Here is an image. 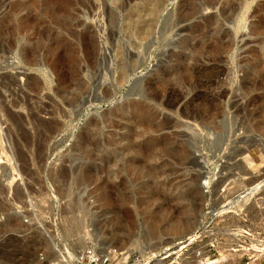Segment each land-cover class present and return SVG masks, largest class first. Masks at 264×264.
Masks as SVG:
<instances>
[{"label":"rangeland","instance_id":"1","mask_svg":"<svg viewBox=\"0 0 264 264\" xmlns=\"http://www.w3.org/2000/svg\"><path fill=\"white\" fill-rule=\"evenodd\" d=\"M186 1L0 0V264L153 251L210 210L246 214L232 260L264 242V0Z\"/></svg>","mask_w":264,"mask_h":264},{"label":"built area","instance_id":"2","mask_svg":"<svg viewBox=\"0 0 264 264\" xmlns=\"http://www.w3.org/2000/svg\"><path fill=\"white\" fill-rule=\"evenodd\" d=\"M209 213L212 211L202 214L197 227L190 234L153 251L135 250L128 253L113 250L105 255L99 254L91 246L86 250L85 257L88 264H264V242L253 246L244 239L237 248L242 252L236 260L230 257L236 250L227 252L223 245L233 237L247 238L246 229L228 222L230 218L242 219L246 214Z\"/></svg>","mask_w":264,"mask_h":264},{"label":"bare ground","instance_id":"3","mask_svg":"<svg viewBox=\"0 0 264 264\" xmlns=\"http://www.w3.org/2000/svg\"><path fill=\"white\" fill-rule=\"evenodd\" d=\"M145 1V0H144ZM150 1H152V3L150 2V4H151V13H149V14H151V16H152V18L153 17H156L157 16V14L159 13L158 12V10H157V1L158 0H156L155 2H154V0H150ZM183 1V0H182ZM201 1V0H200ZM204 1V0H203ZM227 1V0H226ZM231 1V0H230ZM230 1H228V3L230 2ZM237 0H232V2H236ZM241 1V0H240ZM202 2V1H201ZM221 2H223V0H205V6H207V7H214L215 6V4H217V3H221ZM232 2H230V3H232ZM245 2V1H244ZM20 3H23V2H20ZM19 3V4H20ZM159 3V2H158ZM160 3H161V1H160ZM204 3V2H203ZM226 2L224 1V4H225ZM239 3H242V2H239ZM182 4V3H181ZM227 4V3H226ZM24 5V4H23ZM160 5V4H159ZM220 5V4H219ZM221 5H223V4H221ZM235 5V4H234ZM238 5V4H237ZM17 5H15V7H16ZM148 6V5H147ZM164 6V5H163ZM182 6V5H181ZM202 6H203V4H202ZM201 6V7H202ZM227 6V5H226ZM19 9L21 8V7H19V5L17 6ZM228 7V6H227ZM149 8V7H148ZM199 8H200V5L197 3V0H187L186 1V3L184 4V6H183V10H182V13H181V11H180V16H178V17H180L182 20L183 19H186V18H189V17H191L190 15H194L198 10H199ZM199 11H201V10H199ZM162 14V13H161ZM149 16V15H148ZM158 16H159V14H158ZM209 16V15H208ZM150 17V16H149ZM151 18V19H152ZM179 18V19H180ZM205 18H206V16H205ZM216 18V17H215ZM146 19V18H145ZM155 19H157V18H155ZM217 19V18H216ZM216 19H214V17H213V15L211 16H209L207 19H204V20H207V22H206V24H205V26H207L208 27V32H207V34H206V32L204 31V28L202 29L203 31H202V33L200 34V40L201 41H204V37L206 38V36H208V37H210V42H211V44L213 43H215L216 45L218 44V43H220V41H222V37L220 36V34H221V32H219L218 31V29H216V28H214V25L215 26H217V24L216 23H218L217 21L215 22V20ZM219 19V18H218ZM155 20L153 19V22H154ZM175 21H177V20H175ZM147 22V21H146ZM156 22V21H155ZM182 22V21H181ZM204 23V22H203ZM219 25V24H218ZM156 26V25H155ZM217 28H220V27H217ZM152 29V28H151ZM150 29V30H151ZM206 30V29H205ZM220 30V29H219ZM201 31V30H200ZM225 31V30H224ZM191 32V31H190ZM193 33V32H192ZM224 33V32H223ZM227 33H228V31H227ZM227 33H224V35L226 34L227 35ZM198 34V35H199ZM225 35V36H226ZM228 36V35H227ZM226 36V37H227ZM194 37H195V35H194ZM200 41V42H201ZM209 44V43H208ZM212 44V45H213ZM215 45V46H216ZM223 45V44H222ZM219 46V45H218ZM215 51V50H214ZM212 52V51H211ZM213 53V52H212ZM192 54V53H191ZM204 55V54H203ZM212 55L214 56V59H213V57H212ZM212 55H209V56H211L212 57V59L211 60H208L207 62H205V63H210L211 65L214 63L215 64V62L214 61H218L220 58L218 57L220 54H218V56L216 55H214V54H212ZM190 56V55H189ZM205 57V56H204ZM211 57H209V58H211ZM208 58V57H207ZM200 60V59H199ZM205 60H206V58H205ZM205 60H200L201 62H203V61H205ZM223 61V60H222ZM187 62V61H186ZM200 62V63H201ZM189 63V62H188ZM186 65V64H185ZM201 65H202V63H201ZM207 66H209V64L207 65ZM219 66V65H218ZM197 67V66H196ZM203 67V66H202ZM167 75V74H166ZM185 76L187 75H190V71H189V73L187 74H184ZM191 75H192V72H191ZM189 76V77H192V76ZM165 76V75H164ZM181 76V75H180ZM167 76H165V77H162V78H166ZM183 78V77H182ZM193 78V77H192ZM167 79V78H166ZM169 79V78H168ZM188 77L186 78L185 77V79H181V81L180 82H178L179 84H177V85H179V86H181V87H183L184 89L185 88H188L187 87V85H189L188 83H190V79H189V82H188ZM164 80V79H163ZM188 82V83H187ZM163 84V83H162ZM166 84V83H165ZM169 85V84H168ZM176 85V84H175ZM178 86V87H179ZM190 86V85H189ZM194 86V85H193ZM165 87V86H164ZM169 87V86H168ZM180 87V88H181ZM173 88H174V86H173ZM189 88H191V87H189ZM194 89H195V87H193ZM165 89V88H164ZM169 89V88H168ZM197 89V88H196ZM199 89V88H198ZM208 89V88H207ZM152 90V89H151ZM163 90V89H162ZM173 90V89H172ZM181 90V89H180ZM183 90V89H182ZM189 91H190V89H188ZM193 90V89H192ZM220 90V89H219ZM194 91V90H193ZM196 91V90H195ZM174 92V91H173ZM191 92V91H190ZM196 93V92H195ZM158 94V93H157ZM185 95V94H184ZM197 95V94H196ZM220 95V94H219ZM153 98V97H152ZM154 99V98H153ZM161 102V101H160ZM147 106H149V105H147ZM190 106V105H189ZM209 108V107H208ZM149 109V108H148ZM193 109V108H192ZM188 110V111H186V112H184V116L185 117H188V118H193L194 120L196 119V120H198V119H202V120H204V121H206V120H209V119H212V118H214V117H216L215 115L213 116V112L211 113L209 110H206V112L204 113V112H199V111H197V110ZM207 109V108H206ZM211 109V108H210ZM185 110H187V109H185ZM183 111V110H182ZM213 111V110H212ZM181 114H183V113H181ZM217 115V114H216ZM183 116V115H182ZM209 183V179H206L205 181H204V184H208ZM258 186V185H257ZM256 188L257 187H254V188H251V189H248V191L246 192V196H247V198L246 199H248V198H250V197H252L254 194H255V191H256ZM227 210V209H226ZM224 211V210H223ZM227 213V212H226ZM173 227H172V230L174 229V231L175 230H177L178 228H179V225H172ZM138 246H139V244H138ZM137 245L136 246H134V243L133 242H131V243H129V244H125V245H123V246H121V247H119L118 249H127V252H129V253H131V249L133 248V247H138ZM151 248H153V247H151Z\"/></svg>","mask_w":264,"mask_h":264}]
</instances>
